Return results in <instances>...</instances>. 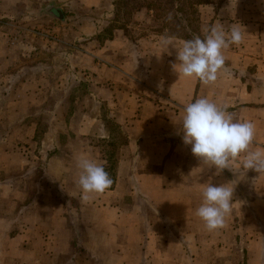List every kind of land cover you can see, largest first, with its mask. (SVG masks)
<instances>
[{"label":"crops","instance_id":"1","mask_svg":"<svg viewBox=\"0 0 264 264\" xmlns=\"http://www.w3.org/2000/svg\"><path fill=\"white\" fill-rule=\"evenodd\" d=\"M115 1L0 0L1 14L13 8L10 13L14 19L25 17L24 24L0 21V28L14 32L23 28L26 33L24 39L18 34L5 41L0 39V87H15L16 93L34 96L50 94L55 83L63 87L67 78L82 79L92 107H106L112 123L121 131L122 141L113 184L102 194H90L88 200L81 198L89 214L82 213L81 207L78 220L73 217L68 221L63 205L58 204L47 216L42 212L47 205L41 200V187L35 191L33 203L29 202L34 210L29 218H24L29 214L24 206L17 214H0V264H78L74 260L77 249L86 253L90 264H195L194 255H208L211 250L214 255L237 253L217 245L221 232L234 228L245 206L264 214V173L244 169L242 154L231 164V170L217 174L215 167L202 165L192 155L191 147L183 144L178 123L187 103L206 97L237 120L254 123L255 137L250 148L264 152V0H225L205 14V29L216 26L227 33L236 27L243 34L239 45L223 51L225 64L217 80L208 85L173 70L172 65L178 63L177 50L171 45L169 49L164 47L163 39L170 38L177 48L189 39L153 31L151 12H135L136 21H130L126 29L115 28L111 39L99 40L112 23ZM62 9L79 17L83 12L94 13L97 18L80 17L77 22L65 23L67 27L62 23L55 27L72 33L73 39H37L42 49H52L38 56L34 65V39L28 37L33 24L28 22L29 16H62ZM134 29L139 33L131 36ZM5 79L9 83L3 84ZM77 86L78 93L82 91L80 81ZM43 107L47 111L51 108L48 104ZM99 122L98 117H83L79 127ZM61 125L70 127L66 121ZM62 149L64 156L73 159H93L69 145H62ZM60 158H49V165ZM111 159L106 155L96 162L109 165ZM57 169L54 175L58 179L66 172L72 173L73 184H77L78 168ZM104 169L108 173L109 168ZM249 172L255 180L250 192L247 184H240L242 176ZM209 182L234 188L232 211L225 226L211 233L195 215L201 192ZM0 197V205L5 206L7 194L2 192ZM12 199L9 197L10 203ZM39 217L40 229L35 226ZM261 221L264 223L263 215ZM159 223L166 224L163 230ZM84 228L94 234L84 236Z\"/></svg>","mask_w":264,"mask_h":264},{"label":"rangeland","instance_id":"2","mask_svg":"<svg viewBox=\"0 0 264 264\" xmlns=\"http://www.w3.org/2000/svg\"><path fill=\"white\" fill-rule=\"evenodd\" d=\"M207 1L208 3L199 5L196 8L197 15H193L194 22L192 27L194 29L191 28L192 32H182V35H186L188 39H192L197 35L203 39V30L205 29L203 22L206 21L207 24L205 14L212 8L217 9L220 7L225 0ZM63 9L64 15L61 17L58 15L49 17L43 14L29 16L30 20L28 22L33 24L32 31L28 37L34 39V49L31 54L35 56L34 65L38 60V56L46 55V52L52 49L49 47V49L47 47L42 49V44L37 42V39H73L72 33H65L63 30L59 31L55 27L61 23L64 24V27H67L65 23L77 22L81 19L80 17L97 18L94 13L92 15L83 12L82 16L79 17ZM11 11H14L13 8ZM11 11L8 9L4 14L0 13V21L2 23L17 21L24 24L23 22L25 21L22 22V20L25 17L16 16L18 18L14 19L15 17L10 13ZM133 20H135L134 17L130 19L131 22ZM259 20L261 21V18ZM139 21H142V19ZM10 29L0 28V39L5 41L16 34L21 39L25 38L26 33L23 28L16 29V32ZM137 33L139 31L136 29L130 35L135 36ZM85 43L81 42V44ZM85 47H87L86 44ZM71 72L74 73L73 70ZM71 72H69V75ZM79 81L81 82L82 91L77 93L75 90L78 88L77 83ZM82 82V79L67 78L63 87H56V83L53 84L54 86L51 84L50 94H37L34 96L26 95L24 92L16 93L15 87H8L5 90L0 87V194L2 192L6 193L8 200L5 206L0 205L1 215L17 214L19 208L24 206L26 207V214L29 211V214L24 218H29L30 213L34 212L29 202L33 203L34 193L40 187L42 189L40 188L41 192L39 194H42V197L44 196L43 199L41 197V200L45 201L44 205H47L42 212L46 213L47 216L49 213L53 214V210L58 204L63 205L64 215L68 221L73 217H77L74 219L78 220L81 207L82 213H90V209L85 208L82 204V192L77 187V184H73L72 173L66 172L60 179L54 175V172L58 171L57 166L65 167L71 171L78 168V159L64 156L62 145H69L71 149L73 147L77 148V152L83 150L82 153L90 154L94 161H100L106 155H110L112 159L109 165L103 166L109 168L108 174L113 184L115 164L119 160V148L122 145L121 131L112 123V117L106 107H99L97 104H95V109L92 107L87 90L83 91L85 89ZM2 83L7 84L9 82L5 79ZM31 84L36 86L33 82ZM46 104L49 107L51 106L49 111L43 110V106ZM55 104L59 107L54 108ZM83 117L88 119L98 117L100 122L97 124L89 123L87 126L79 127V120H82ZM64 121L69 123L70 127L61 128V123L63 124ZM36 123L38 124L37 127H33ZM33 132L35 133L34 135ZM45 133L47 135H44ZM57 157L61 158L54 160L53 164L49 165V158ZM253 177L254 174L252 172L245 173L241 178V183L239 182L240 184H247L246 189L249 192L255 184ZM59 185L62 189H60ZM73 186H75V190H73ZM47 188L50 189L48 195H46ZM245 193L248 194L247 191ZM257 193L259 194V192ZM9 197L10 199L13 198L11 203ZM10 204L13 205L11 206ZM40 205H43L42 202ZM241 214L240 218L236 219L234 228L221 232V241L217 245V247H223L222 249L229 247L237 251V253L214 255L215 253H211V250L208 255H194L195 264H264V223L261 221V215L264 217V214L248 206L243 208ZM40 218L39 223L35 224L39 229L41 227ZM165 225L164 223H159L158 227L163 230L162 228H165ZM14 230L17 231L18 229L15 228ZM82 234L84 236H92L94 233H89L84 228ZM214 246H216V243L215 245L212 244L210 249ZM76 257L74 260H77L78 264H90L86 253L81 252V249H77Z\"/></svg>","mask_w":264,"mask_h":264},{"label":"clouds","instance_id":"3","mask_svg":"<svg viewBox=\"0 0 264 264\" xmlns=\"http://www.w3.org/2000/svg\"><path fill=\"white\" fill-rule=\"evenodd\" d=\"M203 39L194 36L175 47L170 38H164L162 45L177 50L172 68L179 76L198 79L208 85L217 80L220 69L225 64L223 51L231 45H239L243 40L241 31L232 27L229 32L212 26L204 29ZM170 54V53H169ZM182 142L191 147V153L202 165L215 167L217 174L224 169L231 170V164L240 159L241 166L264 173V152L253 151L255 125L250 121H239L226 108L208 98H197L187 103L179 120ZM79 175L77 185L82 198L88 200L90 194H102L112 184V179L102 164L86 156L77 160ZM234 188L227 184L214 186L211 182L201 192V203L195 215L203 222L208 232L225 226L226 218L232 211Z\"/></svg>","mask_w":264,"mask_h":264},{"label":"trees","instance_id":"4","mask_svg":"<svg viewBox=\"0 0 264 264\" xmlns=\"http://www.w3.org/2000/svg\"><path fill=\"white\" fill-rule=\"evenodd\" d=\"M208 3L207 0H116L112 23L99 35V40L113 37L115 28L126 29V26L137 11L146 10L152 13L154 30L164 36L188 39L182 32L194 29L193 15H197V6ZM132 16V17H131ZM197 18V17H196ZM195 18V20H196ZM192 28V29H191ZM188 32V33H189Z\"/></svg>","mask_w":264,"mask_h":264},{"label":"water","instance_id":"5","mask_svg":"<svg viewBox=\"0 0 264 264\" xmlns=\"http://www.w3.org/2000/svg\"><path fill=\"white\" fill-rule=\"evenodd\" d=\"M59 17H61V15L59 14Z\"/></svg>","mask_w":264,"mask_h":264}]
</instances>
